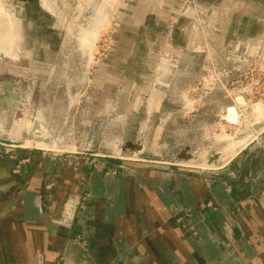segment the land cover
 <instances>
[{
    "label": "rangeland",
    "instance_id": "rangeland-1",
    "mask_svg": "<svg viewBox=\"0 0 264 264\" xmlns=\"http://www.w3.org/2000/svg\"><path fill=\"white\" fill-rule=\"evenodd\" d=\"M150 1L211 61L222 64L220 49L236 45L233 74L201 70L202 54H175L172 31L144 53L115 58L124 67L106 72L118 31L139 0H0V171L8 169L12 191L24 190L33 157L119 159L226 178L232 155L257 147L254 169L264 166V4L249 21V4L239 0L218 8ZM12 23L17 45L6 41L14 39ZM82 35L94 42L83 44ZM229 108L235 120L226 117ZM128 144L143 148L136 153Z\"/></svg>",
    "mask_w": 264,
    "mask_h": 264
},
{
    "label": "crops",
    "instance_id": "crops-1",
    "mask_svg": "<svg viewBox=\"0 0 264 264\" xmlns=\"http://www.w3.org/2000/svg\"><path fill=\"white\" fill-rule=\"evenodd\" d=\"M197 1L218 8L235 0ZM239 1L249 4V21L264 4ZM151 2L139 0L130 8L106 72L124 67L115 58L144 53L146 44H159L172 31L175 54H202L201 70L210 74L222 67L227 79L233 74L236 45L220 49L227 57L217 66ZM183 43L191 45L177 48ZM258 153L253 147L232 156L226 178L203 173L195 178L119 159L83 163L33 157L19 193L12 191L8 169H2L0 264H264V166L254 169Z\"/></svg>",
    "mask_w": 264,
    "mask_h": 264
},
{
    "label": "bare ground",
    "instance_id": "bare-ground-1",
    "mask_svg": "<svg viewBox=\"0 0 264 264\" xmlns=\"http://www.w3.org/2000/svg\"><path fill=\"white\" fill-rule=\"evenodd\" d=\"M47 2H48V1H47ZM50 4H51V3H50ZM48 5H49V4H48ZM44 6H46V4H45ZM1 12H2V11H1ZM4 13H5V12H4ZM16 26H17V25H16V23H15V27H14V29H15V35H12V34H9V35H8V37H12V38H14V39H13L11 42H10V40L8 41L7 38H6L7 40L5 39V40L8 42V45H10V44H14V42H13L14 40H15V45H17V44H16V40H19V39H20V37H19V29H18ZM5 36H6V35H5ZM82 36H83V35H82ZM84 36H85V35H84ZM84 36H83V38H84L85 40H84V43H83V44H85V45L87 44V45H88L90 42L92 43L93 40L91 41L89 38H86V37H84ZM3 37H4V36H3ZM6 41H4V43H7ZM1 42H2V41H1ZM93 42H94V41H93ZM1 44H3V43H1ZM94 44H95V43H94ZM94 44H93V45H94ZM5 45H6V44H5ZM5 45H4V46H5ZM85 45H84V47H85ZM6 46H7V45H6ZM89 46H90V45H89ZM89 46H86V47H89ZM2 47H3V46H2ZM7 47H8V46H7ZM9 48H10V47H9ZM90 48H91V47H90ZM88 49H89V48H88ZM91 49H92V48H91ZM210 81H211V80H210ZM209 84H210V83H209ZM213 85H214V84H213ZM239 97H240V96H239ZM240 98H241V97H240ZM237 102H238V101H237ZM227 110H228V113H229V114H227L228 116H226V117H227L228 119L230 118V119H234V120H235L237 115L235 116L234 109H233V108H229V109H227ZM260 128H262V125L260 126ZM262 129H263V128H262ZM159 130H160V129H159ZM37 146H40V145H37ZM231 146H232V145H231ZM232 148H233V147H232ZM231 152H232V151H231ZM232 156H233V155H232ZM206 167H207V166H206ZM33 181H34V180H33ZM33 181H32V182H33Z\"/></svg>",
    "mask_w": 264,
    "mask_h": 264
},
{
    "label": "water",
    "instance_id": "water-1",
    "mask_svg": "<svg viewBox=\"0 0 264 264\" xmlns=\"http://www.w3.org/2000/svg\"><path fill=\"white\" fill-rule=\"evenodd\" d=\"M256 129L260 130L261 128H260V126H256ZM127 147H128L129 149H133V150H135L136 153H138V152H140V151L142 150V146H141V145H129V144H128Z\"/></svg>",
    "mask_w": 264,
    "mask_h": 264
},
{
    "label": "flooded vegetation",
    "instance_id": "flooded-vegetation-1",
    "mask_svg": "<svg viewBox=\"0 0 264 264\" xmlns=\"http://www.w3.org/2000/svg\"><path fill=\"white\" fill-rule=\"evenodd\" d=\"M11 25H13V28L15 27V26H14L15 23H12ZM10 34L15 35V31H14L13 29H11V30H10ZM13 42H15V41H13Z\"/></svg>",
    "mask_w": 264,
    "mask_h": 264
}]
</instances>
